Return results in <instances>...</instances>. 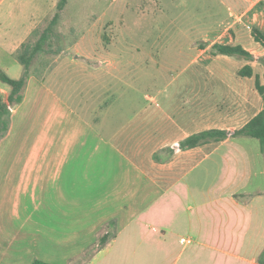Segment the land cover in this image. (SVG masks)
<instances>
[{"label": "crops", "instance_id": "1", "mask_svg": "<svg viewBox=\"0 0 264 264\" xmlns=\"http://www.w3.org/2000/svg\"><path fill=\"white\" fill-rule=\"evenodd\" d=\"M58 3L0 0V67L11 77L24 71L17 50ZM110 4L80 22L67 0L59 30L69 47L42 78L29 76L12 107L0 140V264H73L110 224L115 236L86 264H260L259 139L176 146L239 129L264 109L255 86L264 45L252 33L264 31V0ZM109 24L122 29L99 48ZM215 43L254 59L215 55ZM246 65L252 76L239 75ZM10 92L0 81L5 101Z\"/></svg>", "mask_w": 264, "mask_h": 264}, {"label": "trees", "instance_id": "2", "mask_svg": "<svg viewBox=\"0 0 264 264\" xmlns=\"http://www.w3.org/2000/svg\"><path fill=\"white\" fill-rule=\"evenodd\" d=\"M67 3V0H59L58 10L54 16L38 27H36L28 40L25 41L17 50L16 58L18 62L23 66L24 71L21 77L13 78L8 73H6L0 67V81L8 84L11 87V92L8 100L5 101L0 96V140L5 136L10 128V117L12 107L21 103L24 98V89L27 85L29 76L35 75L42 78L46 69L51 67L52 62L49 58L50 55H57L61 52L62 46L55 47V42L57 39L56 26L60 20V12L63 10ZM253 36L258 41L264 45V31L258 29H253ZM59 42V41H58ZM212 52L215 55H228V56H242L246 59L253 60L254 56L245 50L241 45L238 44H222L215 43L212 46ZM40 59L39 66L31 70L37 59ZM264 63V58H263ZM254 74L253 69L250 65H246L239 70V75L241 76H252ZM263 79V81H262ZM256 76L255 86L259 93L264 99V73L263 78ZM247 136L259 139L261 150L264 154V109L254 116L248 123L243 127L235 130H221V129H211L194 134L181 143H179L176 148L185 149L197 146L209 140H223L229 137ZM108 231L101 233L99 235L98 242L95 247L90 248L85 252L80 259H83L81 264H86L93 254L99 249L103 248L116 234L115 228L108 226ZM79 260L75 261L73 264H78ZM33 264H53L49 262L36 259ZM260 264H264V250L260 256Z\"/></svg>", "mask_w": 264, "mask_h": 264}, {"label": "rangeland", "instance_id": "3", "mask_svg": "<svg viewBox=\"0 0 264 264\" xmlns=\"http://www.w3.org/2000/svg\"><path fill=\"white\" fill-rule=\"evenodd\" d=\"M71 1H72L71 7L75 5V7L73 8L74 10H72V11L74 13L77 12V15H76L75 19L79 20L80 22H83L88 14H95L96 15L95 17H97L99 14L102 16V12L107 9V7L109 6L111 0H71ZM148 8H149L148 7V3L144 2L143 8H141L140 10L137 9L138 13L136 15L137 16L138 15L139 16L140 15H144L145 13L143 14V12L148 10ZM109 12H110L109 14H111V10ZM141 12H142V14H141ZM83 27H85V25H83ZM165 28H166V26H165ZM188 28L189 27L187 25H181L180 26V29H184L186 31H189ZM64 29H65V27H64ZM99 29H100V32H101V40L99 42V46L98 47L99 48H107L111 44V34H113V32H117V31L120 32L121 29H122V25L111 27V24H109V25H106V26H100ZM56 33L58 35L57 36L58 40L55 41V42H57L55 47H57V45L58 46H62L63 45L66 48L69 47L68 40L63 41L62 39H63V35L67 36L68 38H71V37L66 35V34H63V31L61 32L59 30V22H58V24L56 26ZM192 33H194L193 36H195V37L200 36V34L197 32V30L192 31ZM184 43H185L184 41L180 42V44H182V45H184ZM197 44L199 45V47L202 46V44L199 43V42H197ZM50 56H51V57H49L50 59H54L53 55H50ZM39 60H40L39 58L36 60L34 66L32 67L31 70H34L35 66L36 67L39 66V64H40ZM85 252H88V251H85ZM77 260H79L78 264H81L80 262H82L83 259L79 258Z\"/></svg>", "mask_w": 264, "mask_h": 264}]
</instances>
